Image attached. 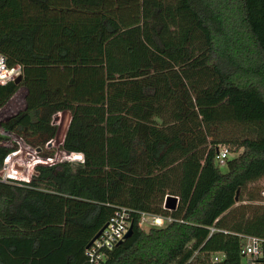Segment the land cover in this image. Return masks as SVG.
Returning <instances> with one entry per match:
<instances>
[{
	"label": "trees",
	"instance_id": "1",
	"mask_svg": "<svg viewBox=\"0 0 264 264\" xmlns=\"http://www.w3.org/2000/svg\"><path fill=\"white\" fill-rule=\"evenodd\" d=\"M133 1L0 0V53L22 66L0 109L25 90L0 130L52 157L66 128L60 149L83 155L0 180V264H86L120 208L132 234L101 264H242L238 235L264 237V204L242 203L264 177V0H136L126 17ZM138 212L174 221L144 230Z\"/></svg>",
	"mask_w": 264,
	"mask_h": 264
},
{
	"label": "built area",
	"instance_id": "2",
	"mask_svg": "<svg viewBox=\"0 0 264 264\" xmlns=\"http://www.w3.org/2000/svg\"><path fill=\"white\" fill-rule=\"evenodd\" d=\"M18 76H22V66H20L19 64L9 66L6 57L0 53V85L7 84L9 82H14V80ZM0 133L4 135L6 138L12 139L17 137V136L13 137L15 135L6 132L4 130H0ZM7 140H4L3 142L4 145H6L5 142ZM16 140L23 142L19 137H17ZM61 151L65 160L60 162L79 161L73 158L74 154L79 152H67L63 150ZM18 154H19L18 150L15 149L4 158L3 167L1 169L2 172L0 171L1 173H3V175L0 176L1 181L9 182V183L30 182L35 174V169L37 166H45V165H52L58 163V162H53L54 156L53 157L42 156L41 158L34 160V162L30 166L25 167L24 170L23 167L22 170H16L15 168L18 165L13 163L12 159L16 158L17 157L16 155ZM231 156L232 155L226 146L219 145L216 147L215 161L218 166L224 167L226 165V160ZM81 161H83V159ZM31 167H32V171L30 172L29 169ZM138 213L141 218L140 224L144 222L149 227L152 226L160 227L166 223H170L174 221V219L170 216L154 215L146 212H138ZM129 218H130L129 210L125 208H120L114 212V214L107 221L106 227L101 231L98 237L95 238V240L91 243V245L88 248H86L85 251L87 257L86 264H101V262L104 260L105 257V251L117 245L121 240H123V237L130 226ZM210 230H213V228H210ZM238 236L241 239L240 255L242 258V264H260L264 262V237L255 236V235H246V234H239ZM219 260H220V256L214 255L211 258L210 262L206 264H216Z\"/></svg>",
	"mask_w": 264,
	"mask_h": 264
},
{
	"label": "rangeland",
	"instance_id": "3",
	"mask_svg": "<svg viewBox=\"0 0 264 264\" xmlns=\"http://www.w3.org/2000/svg\"><path fill=\"white\" fill-rule=\"evenodd\" d=\"M60 5L59 3H56L55 6ZM108 6H112V5H108ZM59 7V6H58ZM122 10V9H121ZM124 10L126 11V17H129V13L130 11H137V5H136V0H134L131 5L129 7H125ZM129 21V19H127ZM55 74H60L61 71L58 69H55L54 71ZM24 92L25 90L23 88L19 89V91L10 99V102L7 103L5 106H3V108L0 109V120L7 116L8 114H10L11 112H15L17 109H21L24 106ZM63 117H65V120L68 123L69 120V114L67 112H63L59 114V119L58 122L56 123V125L58 126L57 131H59L60 129V123L62 122ZM218 118V117H217ZM65 130V128H64ZM58 134V133H57ZM64 135V131H62V136L61 139ZM13 136V135H12ZM16 137V136H13ZM17 138V137H16ZM16 138H8V140L5 142L6 145L8 146H13V144L16 145V149L18 150L19 154L16 155L17 157L12 159V162L15 163L16 165H18L15 169L16 170H23L25 167L30 166L34 160L41 158L43 155L37 150L34 149L31 146H28L27 144H25L24 142L21 141H17ZM61 139L58 137V135L55 136V138L53 139V143L50 147L51 150H53V162H60L65 160L62 154V151L60 150V143H61ZM10 167V166H9ZM34 167V166H32ZM32 167L29 169V171H32ZM7 168V166H6ZM13 169V170H15ZM2 172V171H1ZM0 172V176L3 175V173ZM248 196L249 195H257L258 199L257 200H251L248 201L246 198H248V196L245 194L244 195V199L245 201L242 203H247V204H251L252 206H259V205H263L264 204V177L259 179V181H257L254 184H250L248 186ZM247 200V201H246ZM237 204H240V202H238ZM141 226L144 230H148L149 226L146 223H141Z\"/></svg>",
	"mask_w": 264,
	"mask_h": 264
},
{
	"label": "water",
	"instance_id": "4",
	"mask_svg": "<svg viewBox=\"0 0 264 264\" xmlns=\"http://www.w3.org/2000/svg\"><path fill=\"white\" fill-rule=\"evenodd\" d=\"M22 79V76H18L15 80H14V83L15 84H18ZM59 114L60 113H57L53 116V120H52V123L55 125L57 122H58V119H59ZM52 145L51 142H49L47 144V147H50ZM73 158L75 160H79L81 161L83 159V155L80 154V153H76L74 154ZM177 202H178V199L177 197L173 196V195H168L166 196L165 198V201H164V208L166 209H169V210H174L177 206ZM106 227V224L99 230V232L94 236V238H92V240L89 242V244L87 245V248L91 245V243L95 240V238L98 237V235L101 233V231ZM132 234V224H130L127 232L125 233L124 237H123V240L130 237ZM123 240H121L120 242H122ZM119 242V243H120ZM118 243V244H119Z\"/></svg>",
	"mask_w": 264,
	"mask_h": 264
},
{
	"label": "crops",
	"instance_id": "5",
	"mask_svg": "<svg viewBox=\"0 0 264 264\" xmlns=\"http://www.w3.org/2000/svg\"><path fill=\"white\" fill-rule=\"evenodd\" d=\"M21 89V88H20ZM24 89V88H23ZM19 91V90H18ZM24 95H25V92H24ZM24 98V97H23ZM9 102H10V100H9ZM8 102V103H9ZM22 109V108H21ZM20 110V109H19ZM18 111V109L15 111V112H17ZM15 112H11L10 114H8L7 116H5V117H8V116H10V115H12V114H14ZM64 112H67V111H64ZM61 113H63V112H61ZM68 113V112H67ZM69 114V113H68ZM69 119H70V114H69ZM68 122H69V120H68ZM68 124V123H67ZM66 127H67V125H66ZM65 130H66V128H65ZM65 130H64V134H65ZM63 137H64V135H63ZM63 137H62V139H61V143H62V141H63ZM60 143V144H61Z\"/></svg>",
	"mask_w": 264,
	"mask_h": 264
}]
</instances>
